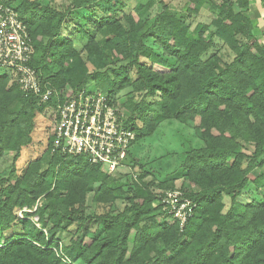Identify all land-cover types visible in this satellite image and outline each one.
Instances as JSON below:
<instances>
[{"label": "trees", "instance_id": "1", "mask_svg": "<svg viewBox=\"0 0 264 264\" xmlns=\"http://www.w3.org/2000/svg\"><path fill=\"white\" fill-rule=\"evenodd\" d=\"M51 1H0L27 24L42 83L61 101L66 87L93 81L116 101L133 143L165 120L198 119L202 146L185 151L178 172L194 207L182 229L159 219V193L145 172L132 171L124 183L83 156L53 150L50 133L45 161L25 156L38 115L56 100L40 103L0 70V156H12L0 179V264H264V199L238 200L248 184L264 195V43L252 32L248 0H187L186 19L204 4L214 14L210 25L192 29L164 3L148 23L123 11V0H69L63 10ZM215 38L232 52L230 61L207 53ZM90 191L101 210L86 214ZM91 221L101 224L100 235L89 234Z\"/></svg>", "mask_w": 264, "mask_h": 264}, {"label": "built area", "instance_id": "2", "mask_svg": "<svg viewBox=\"0 0 264 264\" xmlns=\"http://www.w3.org/2000/svg\"><path fill=\"white\" fill-rule=\"evenodd\" d=\"M34 47L27 24L10 5L0 2V70L10 73L24 94L40 103L54 98L51 107L52 148L63 155L83 156L103 172L113 174L124 167L135 131L125 124L116 101L105 92L83 87L59 99V92L42 83L32 66ZM160 218L176 221L180 229L192 215L194 204L182 189L158 191ZM40 203L37 202L34 210ZM19 210L18 215L22 216ZM37 221V217L34 218Z\"/></svg>", "mask_w": 264, "mask_h": 264}, {"label": "rangeland", "instance_id": "3", "mask_svg": "<svg viewBox=\"0 0 264 264\" xmlns=\"http://www.w3.org/2000/svg\"><path fill=\"white\" fill-rule=\"evenodd\" d=\"M0 1H10L14 4L17 2V0ZM68 1L69 0H52L51 5H53L58 10H63L66 7ZM123 2L125 5L123 11H130L135 19L141 18L146 20L148 23L151 22L156 13L160 11L163 3L168 6L169 11L178 17H184V19L187 18L185 17L186 15L184 12L187 0H123ZM216 2H219V0H216ZM135 7H139V10L135 11ZM120 13L119 15H121ZM213 15L214 14H212V12L208 9V4H204L198 9L197 14L186 19V21L189 23L190 29H192L198 22L207 23L210 25ZM72 25L73 24L70 23L64 26L62 33L68 36L72 31ZM262 40H264V37L263 39H260V42L264 43ZM147 44L152 46L154 49H158L152 40H148ZM75 46L78 49H81L82 44L80 42H76ZM207 53H216L223 61H230L233 56L229 48L217 38L214 40V46ZM155 68H158V66H155ZM93 86V81H89L85 87L86 89H91ZM72 92L74 91H70V89L66 87L63 95H69ZM123 93H125V91L120 92L119 96L123 95ZM156 98L157 96L152 99ZM51 112V107H46L42 113L38 115L37 129L33 136V142L29 148H27L25 156L28 155L29 157H35L36 155H41L40 157H42V160L45 161L46 153L43 151L44 144H42V142L45 141L47 133H49L51 130ZM197 125L198 119L189 121L187 123H181L172 119L161 122L151 136L139 139L132 144L127 158V163L124 167H120V169L113 174L122 175V181L127 183L129 181V175L132 173V171L138 172L139 170L141 172H145L146 175L144 177V181L147 183L153 182V186L156 189L155 191H160V187H157V183L162 182L168 184L172 183L174 186L173 189H181V187H186L187 181L183 179L182 176L178 174V172L185 151L189 147L202 146ZM245 150L249 152L252 150V148L251 146H246ZM11 158L12 156L9 153H4L2 156H0V179L8 176L11 169ZM133 159L135 163L132 165L131 160ZM130 161V165L132 166L128 165ZM23 162L26 163V159ZM24 163L20 162L18 166H23ZM92 197L93 191L88 192L85 202L86 214H92L96 209H98V207L92 201ZM263 199V193L260 194L257 192L254 186L251 184H248L238 197V200L242 203H246L251 200L262 201ZM223 202L225 210L230 203L229 197L224 196ZM113 207H122V202H116ZM98 210H101V208ZM88 228L90 235L101 234V224H99L97 221H91ZM67 237L68 236L66 232H63L61 234V241L65 243ZM75 264H81V262L77 261Z\"/></svg>", "mask_w": 264, "mask_h": 264}, {"label": "crops", "instance_id": "4", "mask_svg": "<svg viewBox=\"0 0 264 264\" xmlns=\"http://www.w3.org/2000/svg\"><path fill=\"white\" fill-rule=\"evenodd\" d=\"M249 17L253 22V34L260 39L264 37V1L248 0ZM264 41V40H262Z\"/></svg>", "mask_w": 264, "mask_h": 264}, {"label": "bare ground", "instance_id": "5", "mask_svg": "<svg viewBox=\"0 0 264 264\" xmlns=\"http://www.w3.org/2000/svg\"><path fill=\"white\" fill-rule=\"evenodd\" d=\"M27 209V208H26ZM30 211V210H29Z\"/></svg>", "mask_w": 264, "mask_h": 264}]
</instances>
